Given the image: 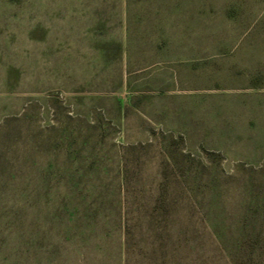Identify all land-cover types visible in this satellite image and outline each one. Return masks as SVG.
<instances>
[{
	"label": "rangeland",
	"instance_id": "374dc122",
	"mask_svg": "<svg viewBox=\"0 0 264 264\" xmlns=\"http://www.w3.org/2000/svg\"><path fill=\"white\" fill-rule=\"evenodd\" d=\"M0 264H264V0H0Z\"/></svg>",
	"mask_w": 264,
	"mask_h": 264
}]
</instances>
